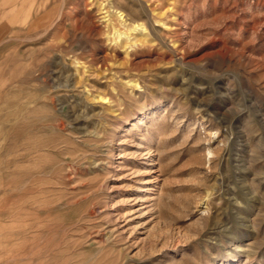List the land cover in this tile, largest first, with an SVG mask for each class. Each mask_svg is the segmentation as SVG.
Returning a JSON list of instances; mask_svg holds the SVG:
<instances>
[{"label":"rangeland","instance_id":"rangeland-1","mask_svg":"<svg viewBox=\"0 0 264 264\" xmlns=\"http://www.w3.org/2000/svg\"><path fill=\"white\" fill-rule=\"evenodd\" d=\"M0 107V264H264V0H0Z\"/></svg>","mask_w":264,"mask_h":264},{"label":"bare ground","instance_id":"bare-ground-1","mask_svg":"<svg viewBox=\"0 0 264 264\" xmlns=\"http://www.w3.org/2000/svg\"><path fill=\"white\" fill-rule=\"evenodd\" d=\"M158 1H160V0H158ZM162 1V0H161ZM102 2V1H101ZM100 2V3H101ZM99 3V4H100ZM155 3V2H154ZM102 4V3H101ZM7 5V4H6ZM103 7H102V9H103V20H105V23H106V25L108 26V27H110L111 28V30H113L112 32V34H111V36H110V38L113 40H117V39H119V38H121L120 40H122V38H123V42H121L120 40H119V43H122V44H119V45H122L121 47H124L126 50H128L129 48H134V46H136L138 43H139V38H137L138 37V35H132L133 34V32H129L130 30L131 31H133L134 30V32H135V30H140V34L139 35H141V34H146L145 32H144V30H145V25H143L142 23H137L136 21H134V19L131 17V15H130V13H128V12H126L125 10H123V9H121V8H119L114 2H112V1H110V3H109V5H102ZM169 6V5H168ZM3 7H5V5H4V3H3ZM157 8V7H156ZM164 9H165V7H164ZM160 10V9H159ZM158 10V11H159ZM167 10V9H166ZM162 12H160V14L161 13H163L164 11L163 10H161ZM150 17L151 16H149L148 18L150 19ZM161 21H163V20H161ZM146 22V21H145ZM148 22V21H147ZM10 24V23H9ZM8 24V25H9ZM169 24V23H168ZM118 25H121V27H118ZM18 27V26H17ZM172 27V26H171ZM6 28V27H5ZM121 28H124V29H121ZM109 29V28H108ZM127 29V30H126ZM38 31V30H37ZM35 33V32H34ZM137 33V32H136ZM139 33V32H138ZM108 34H110V32L108 33ZM107 34V35H108ZM166 34V33H165ZM168 35V34H167ZM146 36H147V34H146ZM9 38V37H8ZM142 39V38H141ZM113 40V41H114ZM146 40V39H145ZM149 40V39H148ZM147 40V41H148ZM152 41V40H151ZM117 42H118V40H117ZM138 42V43H137ZM140 43H142V41L140 42ZM175 43V42H174ZM117 44V43H116ZM143 45V44H142ZM122 49V48H121ZM130 51H132V50H130ZM127 53H129V51H126ZM125 54V53H124ZM83 62V61H82ZM84 63V62H83ZM80 64V63H79ZM81 66V65H80ZM79 69V68H78ZM75 71V70H74ZM76 72H77V70H76ZM128 78V77H127ZM138 81V80H137ZM137 81H135V79H134V81L133 80H130V79H125L124 80V84H127V85H138V82ZM132 83H134V84H132ZM89 94V93H88ZM3 95V94H2ZM96 96V98L98 97V100L99 101H101V102H103V103H109V104H111V101H110V97H108V96H103L102 94H99V95H95ZM95 96H93L94 98H95ZM99 103V102H98ZM102 104V103H101ZM113 107V106H112ZM1 108V107H0ZM26 109H28V107L26 108ZM109 109V108H108ZM114 109V108H113ZM6 112V111H5ZM29 112V111H28ZM29 113H32V111L31 112H29ZM12 124V123H11ZM216 131V130H215ZM218 133V131H216V132H214V134H217ZM95 134V133H94ZM211 134H212V132H211ZM1 142V141H0ZM4 141H2V143H3ZM22 142V141H21ZM29 144V143H28ZM31 145H33V144H31ZM30 145V146H31ZM209 145V144H208ZM23 146H24V144H23ZM49 146V145H48ZM26 148V147H25ZM208 149H210V147H208ZM35 152V151H34ZM30 157V156H29ZM22 160V159H21ZM28 161V160H27ZM15 165V164H14ZM155 197V196H154ZM25 224V223H24ZM20 243H22V241L20 242Z\"/></svg>","mask_w":264,"mask_h":264}]
</instances>
